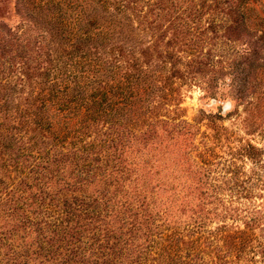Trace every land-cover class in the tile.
I'll list each match as a JSON object with an SVG mask.
<instances>
[{
    "label": "rangeland",
    "instance_id": "obj_1",
    "mask_svg": "<svg viewBox=\"0 0 264 264\" xmlns=\"http://www.w3.org/2000/svg\"><path fill=\"white\" fill-rule=\"evenodd\" d=\"M0 264H264V0H0Z\"/></svg>",
    "mask_w": 264,
    "mask_h": 264
},
{
    "label": "trees",
    "instance_id": "obj_2",
    "mask_svg": "<svg viewBox=\"0 0 264 264\" xmlns=\"http://www.w3.org/2000/svg\"><path fill=\"white\" fill-rule=\"evenodd\" d=\"M126 77H127V75H126Z\"/></svg>",
    "mask_w": 264,
    "mask_h": 264
}]
</instances>
